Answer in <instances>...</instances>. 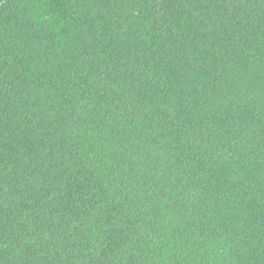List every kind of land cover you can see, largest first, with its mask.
Masks as SVG:
<instances>
[{
  "label": "trees",
  "instance_id": "obj_1",
  "mask_svg": "<svg viewBox=\"0 0 264 264\" xmlns=\"http://www.w3.org/2000/svg\"><path fill=\"white\" fill-rule=\"evenodd\" d=\"M0 264H264V0H0Z\"/></svg>",
  "mask_w": 264,
  "mask_h": 264
}]
</instances>
